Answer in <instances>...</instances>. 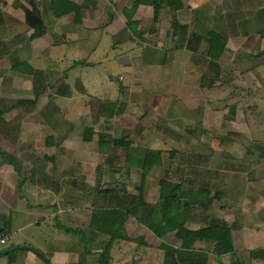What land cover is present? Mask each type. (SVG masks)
<instances>
[{
  "label": "rangeland",
  "instance_id": "1",
  "mask_svg": "<svg viewBox=\"0 0 264 264\" xmlns=\"http://www.w3.org/2000/svg\"><path fill=\"white\" fill-rule=\"evenodd\" d=\"M215 3V10L212 5L207 9L209 15H219L218 4L230 7L231 20H226V25L219 26L215 19L207 27L231 40L229 50L236 51L228 58L209 56L206 33L201 32L204 38L198 43L190 39V30L184 39L175 38V33L172 36L176 19L168 8L161 7L156 18L140 27L141 38L132 40L133 46L125 49L120 58L126 65L125 71L109 68L110 73L103 74V80L110 86L105 90L96 87L94 78L88 80L86 87L81 82L76 65L87 62V58L74 56L54 62L53 57H48L46 43L36 45L31 51L29 38L33 29L29 21L42 17L38 0H0V132L37 131L39 137H32L39 141L38 150H34L38 157L34 159L43 163L44 156L49 154L56 153L57 161L71 158L63 157L61 150L44 149L45 134L52 131L56 140L61 141L66 137L62 135L69 133L70 138L84 141L85 130L90 128L93 133L85 149L87 160L104 162L108 167L101 170L104 173L131 175L130 196H134L138 209L134 217L136 224L139 221L149 228L153 222L154 227L161 222L159 196L165 182L170 184L168 187L177 186V194L206 192L200 191L201 198L180 197L181 205L190 201L186 228L195 230L222 224L230 230L229 225H237L241 218L238 211L233 215L224 213L225 196H229L231 206L238 210L241 204L255 205L256 193L262 192L264 161H257L259 165H256L248 160L264 156V136H256L251 130L248 113L254 106L240 99V74L236 72L238 68H230L239 65L243 58L239 51L245 16L240 12L238 0ZM224 10L228 12L229 8ZM262 11L264 14V6ZM161 22L165 24L161 28L163 35L173 37L167 43L161 42L155 33ZM251 27L255 32L256 26ZM126 36L128 33L120 38L127 40ZM193 44L197 46L191 51ZM75 58H79V63H75ZM23 60L33 62L36 71L31 75L16 72L14 66ZM252 77L257 80L255 75ZM19 100L28 103L19 106ZM117 139L124 140L127 146L115 144ZM248 148L253 154H247ZM147 150L158 151L160 160L148 170L142 169ZM115 161L128 162L134 169L110 167L107 163ZM114 185L110 183L106 187ZM139 197L145 205L138 202ZM154 235L146 231V242L155 245L163 240L173 246L180 244L174 231ZM197 242L186 256L193 253L200 264H206L208 258H222L215 253L214 241Z\"/></svg>",
  "mask_w": 264,
  "mask_h": 264
},
{
  "label": "crops",
  "instance_id": "2",
  "mask_svg": "<svg viewBox=\"0 0 264 264\" xmlns=\"http://www.w3.org/2000/svg\"><path fill=\"white\" fill-rule=\"evenodd\" d=\"M38 1L45 28L42 36L31 39V51L36 45L46 43L48 57H53L54 62H64L67 57L74 56L91 59L76 65L79 78L85 87L88 80L94 78L96 87L105 90L110 86L106 79L103 80V74L110 73L109 68L125 71L126 65L120 58L127 47L133 46L132 40L140 36V27L153 18L152 6H134L135 0H68L77 6L78 15L70 11L59 16L54 15L50 0ZM180 1L182 7L177 10L163 5L176 19L171 32L172 36L175 33V38L184 39L190 30V39L198 43L204 33L207 36L213 31L207 27L215 19L219 26L231 20L230 7H225L226 4H218L217 17L208 14L211 5L215 10V2L223 0ZM238 1L240 12L245 16L239 51L243 58L239 65L230 68H238L236 72L240 74V99L255 107L248 113L252 122L250 128L256 136H264V0ZM164 25L159 23L155 33L159 34L161 42L167 43L173 37L163 35ZM252 25L256 26L255 32ZM127 33V40L120 38ZM218 34L226 40L221 56L228 58L236 50H229L231 40ZM251 41H255L254 45ZM196 46L193 44L191 51ZM74 61L79 63V58ZM21 63L29 64L28 75L36 71L37 67L30 60ZM225 88L237 90L231 86ZM10 134L0 132V233L7 236L5 243L0 245V264H200L195 256L188 261L178 257L175 250L180 244L173 246L163 240L155 245L146 242V231L148 235H155L148 227L134 221L138 209L134 196H130L131 175H110L101 171L108 168L104 162H89L85 150L88 141L72 139L69 133L57 141L56 135L48 132L44 136L53 139L48 145L45 138L43 148L51 152L61 150L63 157L71 158L57 161L56 153L49 154L44 156L42 163L34 159L38 157L34 150H38L39 141L32 137H39L37 131ZM250 153L253 154L248 148L247 154ZM249 159L259 165L257 161L263 163L264 156H259V160ZM115 162L107 163L110 167L134 169L128 162ZM97 169L100 172H96ZM110 183L115 185L106 187ZM260 186L262 192L256 193L255 205L241 204L238 210H234L229 196H225L224 213L233 215L238 211L241 218L238 224L234 223L237 225H229L233 251L221 254L222 258L216 256L215 260L208 258L206 264H264V182ZM102 211L108 212L103 214ZM25 247L38 250L43 257Z\"/></svg>",
  "mask_w": 264,
  "mask_h": 264
},
{
  "label": "trees",
  "instance_id": "3",
  "mask_svg": "<svg viewBox=\"0 0 264 264\" xmlns=\"http://www.w3.org/2000/svg\"><path fill=\"white\" fill-rule=\"evenodd\" d=\"M50 1L55 16L65 14L70 11H75L76 15H78L79 9L72 2H69L68 0ZM138 4H147L152 6L153 17L155 18L157 17L159 10L161 9V7H163V5L168 6L172 10H177L182 7V3L180 0H135L134 6H137ZM29 24L33 28V32L30 35V39L40 37L44 34L45 26L40 17H33L32 20L29 21ZM208 36L209 56L217 58L222 54L226 44V40L214 31H210L208 33ZM14 68L23 73H29L31 71L29 64L26 63L16 64ZM23 68H25V70H23ZM17 103L19 106H21L27 104L28 102L26 100H19ZM1 114L2 113L0 112V117ZM92 133V129H86L83 139L85 141H90L92 139ZM52 139V137H47L46 143L50 145ZM114 143L125 146H127L128 144L122 139L114 140ZM159 163V152L155 150H147L145 153L144 160L142 162V169H151L154 164ZM162 183V190L159 196L161 206V222L157 223V225H155L156 227H154L153 222L152 224H150L149 228H151L153 233H155L157 236L165 234L166 231H174L176 238L180 241V247L175 250V252H177L178 257L184 258L186 261L191 260V258L194 256L193 253L191 254V256L188 254L186 256V253L189 252L188 250H190L191 246L195 242L201 240L214 241L216 243V254L230 253L233 251L231 232L228 227L222 224H213L195 230L185 227L188 209L190 207V201L181 205L180 197L182 198L186 195H192L197 198H201L202 196H200V191L204 192L205 194L206 192L204 190L182 191L180 194H177V186L168 187L170 186V184H167L165 182ZM194 200L195 199H192L191 201L194 202ZM138 202L141 203V205H145L140 197L138 198ZM107 212L108 211H102L101 213L106 214ZM25 249H31L36 252L39 256L43 257V255L38 250L32 247H25Z\"/></svg>",
  "mask_w": 264,
  "mask_h": 264
},
{
  "label": "built area",
  "instance_id": "4",
  "mask_svg": "<svg viewBox=\"0 0 264 264\" xmlns=\"http://www.w3.org/2000/svg\"><path fill=\"white\" fill-rule=\"evenodd\" d=\"M7 239L6 234L0 233V245L4 244Z\"/></svg>",
  "mask_w": 264,
  "mask_h": 264
}]
</instances>
